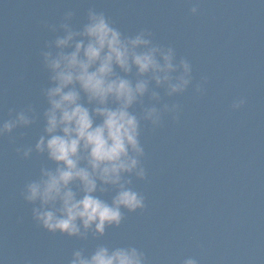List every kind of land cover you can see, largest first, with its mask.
<instances>
[{
	"label": "clouds",
	"instance_id": "1",
	"mask_svg": "<svg viewBox=\"0 0 264 264\" xmlns=\"http://www.w3.org/2000/svg\"><path fill=\"white\" fill-rule=\"evenodd\" d=\"M186 2L191 16L200 14V0ZM76 15L67 9L58 22H39L53 37L38 53L47 74V85L39 91L46 106L9 108L8 118L0 121V139L17 145L20 160L46 161L18 193L31 206L34 224L86 244L119 228L126 213L147 210L146 196L135 187V181L148 177L145 131L161 129L166 120L178 124L183 106L172 98L190 88L196 98L203 97L209 77L201 74L196 80L190 60L172 44L159 42L148 27L125 33L95 7L86 10L79 26ZM246 104V97H237L231 111ZM41 121L34 143H17L26 135L22 130ZM67 264L150 261L134 245L98 243L91 252L74 249ZM181 264L199 261L187 257Z\"/></svg>",
	"mask_w": 264,
	"mask_h": 264
}]
</instances>
